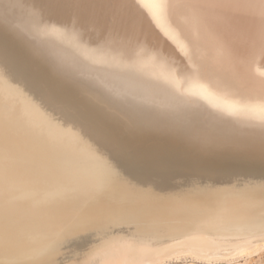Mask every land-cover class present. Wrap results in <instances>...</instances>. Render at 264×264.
I'll return each instance as SVG.
<instances>
[{
	"label": "bare ground",
	"instance_id": "6f19581e",
	"mask_svg": "<svg viewBox=\"0 0 264 264\" xmlns=\"http://www.w3.org/2000/svg\"><path fill=\"white\" fill-rule=\"evenodd\" d=\"M263 249L264 0H0V264Z\"/></svg>",
	"mask_w": 264,
	"mask_h": 264
},
{
	"label": "rangeland",
	"instance_id": "374dc122",
	"mask_svg": "<svg viewBox=\"0 0 264 264\" xmlns=\"http://www.w3.org/2000/svg\"><path fill=\"white\" fill-rule=\"evenodd\" d=\"M184 254V255H183ZM179 257H173L171 259H168L164 262H161L160 264H264V249L262 252L259 253H254L252 255H238L232 256V257H222L221 259H216L215 258L208 260L204 258H194L193 255L190 253H183ZM245 255V256H244ZM236 257V258H233ZM247 259V261H246ZM250 259V260H249ZM245 262V263H244Z\"/></svg>",
	"mask_w": 264,
	"mask_h": 264
}]
</instances>
